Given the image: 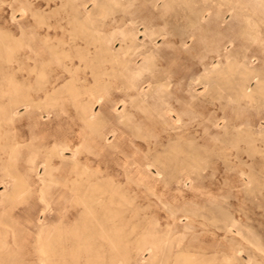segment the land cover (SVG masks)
<instances>
[{"label":"rangeland","instance_id":"obj_1","mask_svg":"<svg viewBox=\"0 0 264 264\" xmlns=\"http://www.w3.org/2000/svg\"><path fill=\"white\" fill-rule=\"evenodd\" d=\"M92 1L0 0V36L22 35L25 41H30L33 31L41 33L29 42L38 48L39 55H31L34 59L27 57L25 47H20L15 56L0 52V143L7 145L0 149V264H43L38 251L42 237L51 241L53 264H264V0H107L111 16L97 28L105 42L119 48L129 28L137 33L140 43L153 37L155 47H152L160 53L154 66L157 74L173 76L169 88L177 92L174 104L185 124L183 138L179 144L176 142L174 150L170 145L148 149L151 136L164 132L156 117L146 115L139 107L132 108L136 119L125 120L128 124L123 119L117 120L112 107L115 105L118 111L123 107L119 102L123 98L122 89L116 88L121 79L98 92L96 71L101 69H93L90 60L87 65L77 66L79 61L84 63L81 58H64L61 53L71 43L78 49L88 46L89 42L81 35L74 37L67 22L73 5L85 3L90 10ZM199 10L203 13H198ZM129 17H133L132 21ZM144 29L147 32H142ZM43 35L51 44L59 42L58 57H51L42 48L38 40ZM104 65L109 66L108 62ZM142 86L147 88L146 83ZM47 92L53 93V102L45 99ZM148 94L150 98L152 94ZM100 95L102 99L98 102ZM28 100H41L42 106L34 115L24 114L23 103ZM78 100L94 106L97 116L91 127L73 107ZM8 106L19 112L13 121L1 118ZM189 139H194L193 143ZM14 142L16 152L9 156L8 147ZM59 142L68 143L70 148L64 149L63 159L53 156L51 169L44 171L50 148ZM223 144L228 148H223ZM175 151H179L178 158L173 157ZM151 156L158 157L156 167L143 168L131 163L132 159H152ZM198 156L201 159L195 160ZM6 168L11 169L12 179L4 176ZM41 177L48 181L44 184ZM72 179L78 182L73 183ZM95 185L107 192L118 188L120 196H108L106 191L99 195ZM101 231L115 244L100 236ZM58 238L65 241L58 244ZM151 243L156 251L149 259ZM138 247L143 249L137 255Z\"/></svg>","mask_w":264,"mask_h":264},{"label":"bare ground","instance_id":"obj_2","mask_svg":"<svg viewBox=\"0 0 264 264\" xmlns=\"http://www.w3.org/2000/svg\"><path fill=\"white\" fill-rule=\"evenodd\" d=\"M113 1V0H112ZM111 1V2H112ZM117 2H118V0H116ZM125 1H127V0H125ZM146 1V0H145ZM151 1V0H150ZM169 1H171V0H169ZM177 1V0H176ZM180 1V0H179ZM168 2V1H167ZM110 3V2H109ZM124 3V2H123ZM129 3V2H128ZM170 3V2H169ZM92 9H90V10H88V8H86V6H85V3H81V4H75V5H73V7H72V11H71V14H70V18H69V20H68V24L71 26V28H72V30H71V32L73 31L74 33H75V35H74V37H76V35L78 36V35H81L83 38H85V39H87V41L89 42L88 43V46H85L83 49H78V47H77V45H75V44H73V43H71L72 44V46H70L68 49H62V50H60V49H58L57 48V45L59 44V42L57 41V44L56 45H54V44H51L50 42H49V38L47 37V36H44L43 37V39H39L38 41L40 42V44H41V46H42V48H45L46 50H47V52L49 53V55L51 56V57H54V56H56V57H58V54H59V50L61 51V53H63V56H64V58L65 57H68V56H72V57H77V58H81L83 61H84V63L82 62V61H79V63H78V65L77 66H81V65H87L86 63H87V61L88 60H90V61H88L89 62V65L93 68V69H95V68H99V69H101V70H98V71H96V73H98L99 74V78H97V79H99L98 81H97V83H96V85H95V88L98 90V92L99 91H101L102 89H106L108 86L110 87V85L112 86L113 85V83H112V81H115V80H117L118 78L119 79H121V83H120V86H116V88H118L119 89V87L122 89V92H123V98L122 99H120L119 100V102L120 103H122V109L121 110H119L118 111V107H115V105H114V107H112L113 108V113H116L117 114V116H118V121H120V119H123L124 121L125 120H127V121H130L132 118H135L136 117V112L135 111H133L132 110V108H136V107H139L140 108V111H142L143 113L145 112L146 113V115H151V116H154V117H156V119L158 120V124H161V131L162 132H164V134H159V133H155V134H153V136H151L152 138H153V140H152V143L151 142H148V149L149 150H157L158 149V147H161V146H164V145H170L169 146V148L170 149H176L177 147L175 146V144H176V142L178 143L179 142V140H180V138H183V137H181L182 136V134L181 133H183V132H185V124H183V122H182V117H181V115L180 114H182V113H180L179 111H177V109H176V107H175V104H174V102L177 100V95H176V91L173 89V88H169V86H171L170 85V83H171V76L170 75H168V73L166 74V76H164V75H162V73H161V75H158L157 73L158 72H156V70H155V65H156V63H157V60H159V54L160 53H158L157 52V50L155 49V48H153V47H155V45H154V43L152 42V38H150V39H148V41H145V40H143L142 41V43H140L139 41H138V36L136 35L137 33L134 31H132L130 28H129V30H127L125 33L124 32H122V33H124L123 34V38H122V40H121V42H120V46H119V48H115L114 49V47H112L113 46V44H111V45H108L107 44V42H105V40H104V35H100V33L102 32H100L99 31V29H97L98 27H100L101 25H104L105 23H106V21H108L109 19H108V15L112 12V10H111V8L108 6V4H107V0H106V2H101L100 0H93L92 1ZM113 5V4H112ZM156 5V4H155ZM169 6V5H168ZM88 7H90V6H88ZM123 7V6H122ZM124 7H125V5H124ZM170 8V7H169ZM173 8V7H172ZM183 8V7H182ZM187 8V7H186ZM165 9V8H164ZM164 9H163V11H164ZM176 8H174V10H175ZM192 9H193V7H192ZM195 9V8H194ZM206 9V8H205ZM111 10V12H109ZM122 10V9H121ZM180 10H182V9H180ZM184 10H186V9H184ZM196 11H197V9H195ZM203 10H204V8H203ZM209 10V9H208ZM21 11L22 12H24L25 11V8H21ZM160 12H161V10H159ZM178 11V10H177ZM183 11V10H182ZM187 11H188V8H187ZM187 11L186 12H184L185 14H187ZM200 11V10H199ZM173 12V11H172ZM181 12V11H180ZM191 12V11H190ZM201 12L202 11H200V12H198V13H200L201 14ZM208 12V11H207ZM176 13V12H175ZM179 13V12H178ZM195 13V12H194ZM193 13V14H194ZM197 13V12H196ZM195 13V14H196ZM197 13V14H198ZM203 13V12H202ZM172 14V13H171ZM171 14H169V15H171ZM177 14V13H176ZM195 14H194V16H195ZM207 14V13H206ZM126 15V14H125ZM131 15H133V14H131ZM189 15H192V13L191 14H189ZM110 16H111V14H110ZM159 16H160V13H159ZM177 16V15H176ZM182 16V15H181ZM113 17V16H112ZM120 18H122V16H119ZM118 17V18H119ZM138 16H136V18H137ZM155 17V16H154ZM153 17V18H154ZM157 17V16H156ZM168 17V16H167ZM170 17V16H169ZM178 17V16H177ZM184 17H186V16H184ZM188 17V16H187ZM198 17V16H197ZM196 17V18H197ZM204 17H205V15H204ZM115 18V17H114ZM130 18V17H129ZM166 18V17H165ZM107 19V20H106ZM131 19V18H130ZM132 19H133V17H132ZM132 19H131V21H132ZM162 19V18H161ZM168 20V19H167ZM191 20V19H190ZM194 20V19H193ZM198 20H199V18H198ZM197 20V21H198ZM114 21H115V19H114ZM125 21V20H124ZM124 21H122V22H124ZM126 21H127V19H126ZM125 21V22H126ZM165 20H163V22H164ZM196 21V20H195ZM112 22V21H111ZM117 22V21H116ZM167 22V21H166ZM175 22V21H174ZM188 22V21H187ZM40 23V22H39ZM134 23V22H133ZM135 23H136V21H135ZM134 23V24H135ZM150 23V22H149ZM170 23V22H169ZM191 23H192V21H191ZM190 23V24H191ZM193 23H196V22H193ZM111 23H109L108 25H110ZM125 24V23H124ZM137 24V23H136ZM154 24V23H153ZM165 24V23H164ZM166 24H168V23H166ZM180 24V23H179ZM181 24H182V22H181ZM113 25V24H112ZM122 25V24H121ZM144 25V24H143ZM174 25V24H173ZM199 25V24H198ZM200 25H202V23L200 24ZM214 25V24H213ZM120 26V25H119ZM137 26V25H136ZM139 26V25H138ZM148 26V25H147ZM146 26V30H147V27ZM159 26V25H158ZM161 26V25H160ZM167 26V25H166ZM175 26V25H174ZM182 26V25H181ZM184 26V25H183ZM187 26H188V24H187ZM104 27V26H103ZM106 27V26H105ZM129 27V26H128ZM152 27V26H151ZM155 27H157V26H155ZM163 27V26H162ZM165 27V26H164ZM185 27V26H184ZM214 27V26H213ZM217 27V26H216ZM121 28V27H120ZM126 28V27H125ZM136 28V27H135ZM186 28V27H185ZM184 28V29H185ZM202 28V27H201ZM124 29V28H123ZM122 28L120 29V30H123ZM127 29V28H126ZM138 29H139V27H138ZM149 29V28H148ZM152 29V28H151ZM155 29H158L159 31L160 30H162V29H159L158 27L157 28H155ZM172 29V28H171ZM174 29V28H173ZM178 30H179V28H177ZM183 29V30H184ZM203 29V28H202ZM214 29V28H213ZM105 30V29H104ZM107 30V29H106ZM117 29L115 28V31H116ZM119 30V29H118ZM154 30V29H153ZM152 30V31H153ZM178 30H177V34H179V32H178ZM186 30V29H185ZM211 30H212V28H211ZM70 31V30H69ZM113 31V30H112ZM111 31V32H112ZM150 31V30H149ZM170 31V30H169ZM180 31V30H179ZM100 32V33H99ZM109 32V31H108ZM121 32V31H120ZM140 32V31H139ZM142 32H147V31H145V29H144V31H142ZM162 32V31H161ZM174 31H172V33H173ZM176 32V31H175ZM181 32V31H180ZM189 32V31H188ZM203 32H204V30H203ZM117 33V32H116ZM119 33V32H118ZM155 33V32H154ZM163 33V32H162ZM166 33V32H165ZM172 33H170V34H172ZM183 33H186V32H182V34ZM205 33V32H204ZM102 34V33H101ZM105 34V33H104ZM151 34V33H150ZM150 34H149V36H150ZM177 34H175V35H177ZM181 34V33H180ZM179 34V36H180V38H181V35ZM200 34H201V32H200ZM220 34V33H219ZM41 35V33L38 31V30H36V31H33V33H32V35L30 36V41H34L36 38H37V36H40ZM106 35V34H105ZM119 35V34H118ZM138 35H139V33H138ZM143 35V34H142ZM167 35V34H166ZM192 35V34H191ZM145 36H147V35H145ZM168 36V35H167ZM172 36V35H171ZM178 36V35H177ZM178 36V37H179ZM254 36V35H253ZM258 36V35H257ZM115 37V36H114ZM119 37H120V39H121V36L119 35ZM154 37H155V35H154ZM161 37V36H160ZM183 37H185V36H183ZM203 37V36H202ZM255 37V36H254ZM259 37V36H258ZM148 38V37H147ZM256 38V37H255ZM108 39V38H107ZM112 39V38H111ZM110 39V40H111ZM116 40H117V38H116ZM115 40V41H116ZM185 40V39H184ZM29 40L28 41H25L24 39H23V37H22V35L21 36H19L18 38L17 37H10L9 35H3V36H0V52H2V53H7L6 54V56H8V55H11L12 56V54L14 55L15 53H16V51L20 48V47H25V48H27L28 49V54H27V57L28 58H32V56L33 55H35V57L36 56H38L39 54V52H38V48L36 49L35 48V46L34 45H32V44H30L29 42H30ZM115 41H113V42H115ZM118 41V40H117ZM155 41V40H154ZM180 41V40H179ZM182 41H183V39H182ZM172 42V41H171ZM185 42V41H184ZM111 43V42H110ZM116 43V42H115ZM172 43H175L174 41L172 42ZM67 44V43H66ZM70 44V45H71ZM166 44V43H165ZM176 44H177V41H176ZM181 43H179V45H180ZM68 45V44H67ZM154 45V46H153ZM212 45H215V44H212ZM69 46V45H68ZM153 46V47H152ZM172 46V45H171ZM170 46V47H171ZM174 46H176L175 44H174ZM218 46V45H217ZM62 47V46H61ZM181 47V46H180ZM169 48V47H168ZM22 49V48H21ZM177 50V49H176ZM180 51V50H179ZM185 51H187V50H185ZM211 51H212V49H211ZM44 52V51H43ZM32 53H33V55H32ZM41 54H42V52H41ZM3 55V54H2ZM32 55V56H31ZM180 54H178V56H179ZM15 56V55H14ZM164 56V55H163ZM180 57V56H179ZM220 57H222V56H220ZM177 58V57H176ZM7 59V58H6ZM32 59H34V57L32 58ZM36 59V58H35ZM55 59V58H54ZM138 59H140V61L141 62H138ZM184 59V58H183ZM66 60V59H65ZM176 60V59H175ZM163 61V60H162ZM108 62V64H109V66L108 67H106L104 64H106V63ZM174 62V61H173ZM161 63V62H160ZM163 63V62H162ZM161 63V64H162ZM168 63V62H167ZM169 64V63H168ZM42 65V64H41ZM40 65V66H41ZM62 65L63 66H65L66 64L64 63H62ZM163 65H165V64H163ZM162 65V66H163ZM229 65V64H228ZM172 66V65H171ZM215 66V65H214ZM161 67V66H160ZM231 67V66H230ZM33 68V67H32ZM165 68H167V67H165ZM35 69V68H34ZM34 69H32V70H34ZM163 69V68H162ZM37 70H38V68H37ZM167 70V69H166ZM170 70H171V67H170ZM169 70V71H170ZM217 70V69H216ZM233 70V69H232ZM38 71H40V70H38ZM37 71V72H38ZM234 71V70H233ZM160 72H161V69H160ZM173 72V71H172ZM219 72H220V70H219ZM260 72V71H259ZM262 72V71H261ZM39 73V72H38ZM145 73H147V75L145 74ZM164 73V72H163ZM214 73H216V71H214ZM226 73V72H225ZM40 74H41V72H40ZM39 74V75H40ZM172 74V73H171ZM35 75H37V74H35ZM208 75V74H207ZM219 74H217V76H218ZM221 75V74H220ZM226 75V74H225ZM41 76V75H40ZM44 76V75H43ZM243 76V75H242ZM173 77V76H172ZM199 77H201V75L199 76ZM202 77H204V75L202 76ZM223 77H224V75H223ZM226 77V76H225ZM262 77H264V76H262ZM193 78V77H192ZM198 78V77H197ZM207 78V77H206ZM209 78V77H208ZM207 78V79H208ZM216 78V77H215ZM214 78V79H215ZM222 78V77H221ZM39 79V78H38ZM42 79V78H41ZM96 79V78H95ZM96 79V80H97ZM104 79V80H103ZM206 79V80H207ZM220 79V78H219ZM250 79V78H249ZM191 80H194V78L193 79H191ZM201 80V79H200ZM209 80V79H208ZM213 80V79H212ZM218 80V79H217ZM224 80H225V78H224ZM228 80H229V78H228ZM172 81H173V79H172ZM201 81H203V80H201ZM200 81V82H201ZM219 81V80H218ZM223 81V80H222ZM221 81V82H222ZM240 81H241V79H240ZM259 81V80H258ZM262 81V80H261ZM260 81V82H261ZM182 82V81H181ZM199 82V83H200ZM204 82V81H203ZM212 82V81H211ZM214 82H216V80L214 81ZM242 82V81H241ZM144 83H146V85H147V88L146 89H144V86H142V84H144ZM179 83V82H178ZM189 83H190V81H189ZM192 83V82H191ZM193 83H194V81H193ZM202 83V82H201ZM208 83V82H207ZM217 83V82H216ZM228 83H229V81H228ZM177 84V83H176ZM203 84V83H202ZM237 84V83H236ZM239 85H240V83H239ZM239 85H236V86H239ZM208 86L210 87V86H212V85H210V84H208ZM219 86H220V84H219ZM242 85H240V87H241ZM71 87H72V85H71ZM108 87V88H109ZM208 87V88H209ZM246 87V86H245ZM180 88V87H179ZM207 88V89H208ZM210 88H213V87H210ZM214 88H216L215 86H214ZM243 88V87H242ZM259 88V87H258ZM73 89V88H72ZM113 89V88H112ZM216 89H218V88H216ZM245 89V88H244ZM256 89V88H255ZM111 90V89H110ZM188 90H190V88L188 89ZM212 90V89H211ZM211 90L209 91V92H211ZM232 90V89H231ZM234 90V89H233ZM252 90V89H251ZM70 91V93H72L71 92V90H69ZM73 91V90H72ZM94 91V90H93ZM105 91V90H104ZM205 91H207V90H205ZM204 91V92H205ZM219 91V90H218ZM102 92V91H101ZM118 92V91H117ZM176 92V93H175ZM188 92V91H187ZM217 92V91H216ZM235 92V91H234ZM237 92V91H236ZM250 92H253V91H250ZM93 93V92H92ZM110 93V92H109ZM111 93H112V91H111ZM110 93V94H111ZM148 93H151L152 95H151V97L149 98L148 97ZM207 93H208V91H207ZM213 93H214V91H213ZM241 93V92H240ZM52 94L53 93H49V92H47V93H45V99L46 100H48V101H54V99L53 98H55V97H53L52 96ZM108 94V93H107ZM148 94V95H147ZM215 94V93H214ZM213 94V95H214ZM218 94V93H217ZM238 94V93H237ZM70 95V94H69ZM76 94H74V92H73V96H75ZM198 95V94H197ZM200 95V94H199ZM205 95V94H204ZM249 95V94H248ZM252 95V94H251ZM261 95V94H260ZM72 96V97H73ZM96 96V95H95ZM111 96V95H110ZM118 96V95H117ZM207 96V95H206ZM211 96V95H210ZM215 96H217V95H215ZM239 96V95H238ZM89 97H91V95H89ZM89 97H87V98H89ZM94 97V96H93ZM107 97V96H106ZM113 97V96H112ZM121 97V96H120ZM191 97H193L194 98V96H191ZM197 96H195V98H196ZM242 97V96H241ZM28 98V97H27ZM208 98H209V96H208ZM212 98H213V96H212ZM240 98V97H239ZM246 98V97H245ZM34 99V98H33ZM38 99H42V98H38ZM37 99V100H38ZM86 99V98H85ZM101 99H102V95H100L99 97H97V101L99 102V101H101ZM117 99H118V97H117ZM215 99V98H214ZM237 99V98H236ZM115 100V99H114ZM179 100V99H178ZM238 100V99H237ZM36 101V100H35ZM41 100H39V102H34L33 100H28L27 102H25V103H23V107H24V114H28V115H34V113L36 112L35 110L36 109H38L40 106H42V103L40 102ZM45 101V100H44ZM96 101V102H97ZM192 101H193V103H194V99H192ZM218 101V100H217ZM236 101V100H235ZM43 102V101H42ZM191 102V101H190ZM90 103V102H89ZM88 102H86V101H80V100H78L77 102H75L74 103V105H73V107L74 108H76V110L75 111H77V113H78V115H79V118L82 120V121H84L85 123H86V125L87 126H92L93 125V120L95 119V117L97 116V113H94V111H93V109H94V106H93V108H92V105L91 104H89ZM118 103V102H117ZM119 103V104H120ZM176 103H178V102H176ZM193 103H191L192 104V106H194L193 105ZM195 103H196V101H195ZM194 103V104H195ZM221 103V102H220ZM56 103H53L52 105L54 106ZM181 104V103H180ZM179 104V105H180ZM185 104V103H184ZM215 104V103H214ZM213 104V105H214ZM8 105H11L10 103L8 104ZM58 105V104H57ZM99 105V104H98ZM178 105V104H177ZM186 105V104H185ZM218 105V104H217ZM13 106V105H12ZM105 106V105H104ZM9 107V106H8ZM180 107V106H179ZM178 107V108H179ZM4 108H6V107H4ZM3 107H2V109L3 110H5ZM43 108V107H42ZM185 108V107H184ZM1 109V110H2ZM7 109V108H6ZM41 109V108H40ZM46 109V108H45ZM44 109V110H45ZM52 110V109H51ZM51 110H49V112L51 111ZM193 110H195V109H193ZM35 111V112H34ZM110 111V110H109ZM111 111H112V109H111ZM3 112V116L1 117V118H3V119H5V120H7V121H13L14 120V118H15V116L19 113V112H17V110H16V108H8L7 110H5V112L4 111H2ZM44 112H46V111H44ZM52 112V111H51ZM186 112V111H185ZM54 113V112H53ZM63 113V112H62ZM183 113H184V110H183ZM189 113V112H188ZM104 114V113H103ZM186 115H187V113H185ZM184 114V115H185ZM1 115V114H0ZM19 115V114H18ZM47 115V114H46ZM39 116V115H38ZM100 116V115H99ZM145 116V115H144ZM184 117V116H183ZM189 118H191V117H189ZM96 119H98V118H96ZM136 119V118H135ZM141 119V118H140ZM147 119V118H146ZM188 119V118H187ZM2 120V119H1ZM104 120V119H103ZM102 120V121H103ZM208 120V119H207ZM216 120V119H215ZM117 121V122H118ZM133 121V120H132ZM190 121H192V120H190ZM97 122H98V120H97ZM104 122H106V121H104ZM103 122V123H104ZM126 122V121H125ZM188 122V121H187ZM187 122H185V123H187ZM6 123V122H5ZM61 123V122H60ZM100 123V122H99ZM98 123V124H99ZM127 124H128V122H126ZM134 123V122H133ZM97 124V123H96ZM135 124V123H134ZM133 124V125H134ZM195 124V123H194ZM193 124V125H194ZM199 124H202V122L201 123H199ZM217 124V123H216ZM101 125V124H100ZM126 125V124H125ZM130 125V124H129ZM117 126V125H116ZM127 126V125H126ZM114 127V126H113ZM133 127V126H132ZM131 127V128H132ZM137 127V126H136ZM189 127V126H188ZM99 129V128H98ZM108 129V128H107ZM130 129V128H129ZM178 129H181V130H183L182 132H177L178 131ZM187 129V128H186ZM190 129V128H189ZM207 129V128H206ZM133 130V129H132ZM131 130V131H132ZM140 130V129H139ZM233 130V129H232ZM240 130V129H239ZM250 130V129H249ZM92 131V130H91ZM116 131V129H115V127L112 129V132H115ZM135 131V133H136V130H134ZM173 131V132H172ZM205 131V130H204ZM251 131V130H250ZM111 132V133H112ZM139 132V131H138ZM249 132V131H248ZM259 132V131H258ZM142 133V132H141ZM167 133H172V135H170V136H168V135H166ZM247 133V132H246ZM255 133V132H254ZM253 133V134H254ZM102 134V133H101ZM120 134V133H119ZM144 134V133H143ZM251 134H252V132H251ZM262 134V133H261ZM112 135H114V134H112ZM132 135V134H131ZM140 135V134H139ZM262 135H264V134H262ZM261 135V136H262ZM145 136V135H144ZM143 135H142V137L141 138H143L144 137ZM148 136V135H147ZM240 135H238V137H239ZM244 136H245V134H244ZM247 136V135H246ZM250 136V135H249ZM253 136V135H252ZM104 137V136H103ZM134 137V136H133ZM136 137V136H135ZM146 137V136H145ZM191 137V136H190ZM193 137V136H192ZM237 137V136H236ZM235 137V138H236ZM242 138H245V137H243V136H241ZM241 137H239V138H241ZM259 137V136H258ZM105 138H107V136L105 137ZM116 138V137H115ZM234 138V137H233ZM250 138V137H249ZM254 138V137H253ZM252 138V139H253ZM218 139V138H217ZM238 139V138H237ZM246 139V138H245ZM251 139V138H250ZM262 139V138H261ZM146 140H147V137H146ZM190 140V139H189ZM193 140L194 139H191L190 141H189V143H193ZM196 140V139H195ZM213 140H214V137H213ZM216 140V139H215ZM224 140V139H223ZM231 140V139H230ZM233 140V139H232ZM232 140H231V142H232ZM239 141L241 140V139H238ZM247 140V139H246ZM257 140V139H256ZM260 140V139H259ZM106 141V140H105ZM173 141H175V143H172ZM216 141H218V140H216ZM221 141V140H220ZM219 141V142H220ZM235 141H236V139H235ZM235 141L233 142V144H235ZM242 141V140H241ZM250 141V140H249ZM108 142V141H107ZM132 142V141H131ZM188 142V141H187ZM187 142H185V143H187ZM198 142V141H197ZM223 142H226V141H223ZM230 142V141H229ZM258 142H260V141H258ZM133 143V142H132ZM181 143V142H180ZM183 143V142H182ZM181 143V144H182ZM195 143V142H194ZM199 143V142H198ZM220 143H222V142H220ZM227 143V142H226ZM261 143V142H260ZM171 144H173L172 145V147H171ZM179 144V143H178ZM245 144L247 145L248 144V142L246 143L245 142ZM254 144V143H253ZM262 144V143H261ZM186 145V144H185ZM188 145V144H187ZM191 145V144H190ZM199 145V147H201L200 146V144H198ZM222 145V144H221ZM224 145V144H223ZM227 145V144H226ZM228 145H230V144H228ZM249 145H251L250 144V142H249ZM7 145L6 144H2V143H0V149H2V150H4V148L6 147ZM16 146H17V142H14V143H12V144H10L9 145V147L8 148H10L9 149V156H11L12 154H14L15 152H16ZM69 146V144L68 143H64V142H59V143H54V145L52 146V148H50L51 149V151L48 153L49 154V156L47 157V159L44 161V171L46 170V169H51V165H50V161H51V158L53 157V156H55V157H58V158H61V159H63L64 158V153H63V151H64V149H66V148H70V147H68ZM179 146V145H178ZM181 146H183V145H181ZM181 146H179V147H181ZM196 146V145H195ZM194 146V147H195ZM213 146V145H212ZM225 146V145H224ZM238 146V145H237ZM255 146H256V144H255ZM258 146V145H257ZM109 147H110V145H109ZM112 147V146H111ZM176 147V148H175ZM178 147V148H179ZM185 147V146H184ZM194 147H193V149H194ZM218 147V146H217ZM227 146H225V147H223V148H226ZM232 147V146H231ZM234 147V146H233ZM247 147V146H246ZM249 148H250V146H248ZM251 147H252V145H251ZM262 147H264V146H262ZM164 148V147H163ZM168 148V147H167ZM182 148V147H181ZM202 148H204L203 146H202ZM212 148V147H211ZM219 148V147H218ZM228 148V147H227ZM234 148H236V147H234ZM254 148H256V147H254ZM260 148V147H259ZM118 149V148H117ZM187 149H188V147H187ZM190 149V148H189ZM214 149H216V148H214ZM213 149V150H214ZM222 148H220V150H221ZM233 149V148H232ZM253 149V148H252ZM261 149V148H260ZM262 149H264V148H262ZM73 150V149H72ZM71 150V151H72ZM159 150V149H158ZM165 150V149H164ZM163 150V152L165 153V151ZM197 150V149H196ZM199 150V149H198ZM203 150V149H202ZM205 150V149H204ZM256 150V149H255ZM186 151V150H185ZM184 151V152H185ZM192 151L193 150H191V153H192ZM205 151H209V149L207 150H205ZM218 151V150H217ZM254 151V150H253ZM258 151V150H257ZM3 152V151H2ZM5 152V151H4ZM75 152V151H74ZM74 152H71V153H74ZM115 152V151H114ZM158 152V151H157ZM162 152V151H161ZM169 152V154H170V151H168ZM176 153H175V155H173V157L174 158H178V152L179 151H175ZM181 152V151H180ZM203 152V151H202ZM247 152H249L248 150H247ZM146 153V152H145ZM159 154H160V152H158ZM189 153H190V151H189ZM188 153V154H189ZM206 153V152H205ZM204 153V154H205ZM250 153H253L252 152V150H251V152ZM260 153V151H258V154ZM262 153H264V152H262ZM113 154V153H112ZM124 154V153H123ZM195 153L193 152V155H194ZM198 154V153H197ZM200 154H202V153H200ZM221 154V153H220ZM254 154V153H253ZM162 155H163V153H162ZM166 155V154H165ZM187 155V154H186ZM223 155V154H222ZM225 155V154H224ZM223 155V156H224ZM249 155V154H248ZM47 156V155H46ZM160 156H161V154H160ZM170 156V155H169ZM192 156V155H191ZM195 156V155H194ZM152 157V156H151ZM198 157H200V156H198ZM46 158V157H45ZM72 158V157H71ZM156 158H158V157H155V158H153L152 157V159H147V158H145V160H136V159H132V161H131V163H134V164H136L138 167H149V166H155L156 167V164L158 163V160L156 159ZM166 158H168V156L166 157ZM185 158V157H184ZM192 158V157H191ZM191 158H190V160H191ZM203 158V157H202ZM225 158V157H224ZM223 158V159H224ZM228 158V157H227ZM161 159V158H160ZM182 159V158H181ZM193 159V158H192ZM196 159H201V157L200 158H195V160ZM205 159V158H204ZM207 159H209V158H207ZM212 159V158H211ZM236 159V158H235ZM125 160V159H124ZM171 161H173V159H170ZM170 160H168V161H170ZM227 160V159H226ZM225 160V161H226ZM241 160V159H240ZM162 161V160H161ZM194 161V160H193ZM203 161V160H202ZM212 161V160H211ZM210 161V162H211ZM213 161H215L214 163H216V160H213ZM212 161V162H213ZM222 161V160H221ZM234 161V160H233ZM254 161V160H253ZM125 162V161H124ZM187 162V161H186ZM207 163H208V161H207ZM243 163H244V161H243ZM252 163V162H251ZM159 164H160V162H159ZM163 164V163H162ZM180 164V163H179ZM186 164H188V163H186ZM185 164V165H186ZM201 164L202 163H200V166H201ZM227 164V163H226ZM237 164H238V162H237ZM190 165H192V164H190ZM199 165V164H198ZM203 165H204V163H203ZM203 165H202V167H203ZM210 165V164H209ZM208 165V166H209ZM245 165V164H244ZM249 165V164H248ZM174 166V165H173ZM205 166V165H204ZM9 167V166H8ZM168 167V169H170V167L169 166H167ZM184 167V166H183ZM193 167H194V165H193ZM196 167V166H195ZM194 167V168H195ZM201 167V168H202ZM188 168H190V167H188ZM99 169V168H98ZM154 169V168H153ZM158 169V168H157ZM163 169H165V168H163ZM162 169V170H163ZM185 169V168H184ZM196 169V168H195ZM198 169V168H197ZM199 169H200V167H199ZM167 170V169H166ZM165 170V171H166ZM193 170V169H192ZM127 171V170H126ZM164 171V172H165ZM186 171V170H185ZM84 172H86L87 173V171H84ZM102 172V171H101ZM128 172V171H127ZM146 172V171H145ZM149 172V171H148ZM160 172H162V171H160ZM177 172V171H176ZM90 173H92V174H94L93 172H90ZM157 173H158V171H157ZM171 173H173V172H171ZM45 174H46V172H45ZM76 174V173H75ZM85 174V173H84ZM89 174V173H88ZM70 175V174H69ZM101 175V174H100ZM158 175H160V174H158ZM168 175H170V174H168ZM4 176H6V177H11V179H12V177H13V174H12V172H11V169H9V168H6L5 169V174H4ZM85 176V175H84ZM87 176H89V175H87ZM175 176V175H174ZM81 177V176H80ZM127 177V176H126ZM168 177V176H167ZM172 177V176H171ZM42 178H44V177H41V179ZM46 178V177H45ZM93 178V177H92ZM166 178V177H165ZM90 178H87V180H89ZM96 179H99V176H96ZM105 178H103V180H104ZM173 179V178H172ZM189 179V178H188ZM45 180H46V182L48 181L47 179H42V181H43V183L45 182ZM66 180V179H65ZM87 180H85V181H87ZM101 180V179H100ZM108 181H109V179H107ZM41 181V182H42ZM51 181V180H50ZM75 181H77L76 179H72V181L71 182H73V183H75ZM97 181L98 180H96L95 182H96V185H98L97 184ZM168 181H169V178H168ZM45 182V183H46ZM70 182V183H71ZM78 182V181H77ZM259 182V181H258ZM44 183V184H45ZM92 183V182H91ZM102 183V182H101ZM104 183V182H103ZM111 183V182H110ZM115 183V182H114ZM78 184V183H77ZM80 184L82 185V183L80 182ZM94 184V183H93ZM119 184V183H118ZM71 185V184H70ZM90 185V184H89ZM95 185V186H96ZM112 185H113V182H112ZM93 186V185H92ZM95 186H94V188L93 189H95ZM98 186H100V185H98ZM98 186H96L97 188H99ZM115 186V185H114ZM22 187V186H21ZM103 187H105V186H102V188ZM112 187V186H111ZM110 187V188H111ZM116 187V186H115ZM92 188V187H91ZM96 188V190L98 191L99 190V195L100 194H102L103 192H105L106 190H102V189H97ZM106 188V187H105ZM256 188V187H255ZM92 189V190H93ZM107 189V188H106ZM96 190L95 191H92V193L93 192H96ZM118 188L116 189H111V190H108L109 192H107V193H109V195L108 196H120V193L118 192ZM120 190H121V188H120ZM105 192V193H106ZM97 193V194H98ZM75 194H76V192H75ZM95 194V193H94ZM104 194V193H103ZM103 194H102V196H103ZM124 194V193H123ZM122 194V195H123ZM126 194V193H125ZM105 196V195H104ZM89 197V196H88ZM98 197V196H97ZM97 197H94V198H96L97 199ZM123 197V196H122ZM90 198H92V197H90ZM85 200H87V199H85ZM91 200V199H90ZM84 200H82V202H83ZM99 202H100V200H98ZM104 201V200H103ZM85 202V201H84ZM94 202H96L95 200H94ZM105 202V201H104ZM80 204H82L81 202H80ZM96 204V203H95ZM94 204V205H95ZM99 204V203H98ZM83 205V204H82ZM84 205H88V204H84ZM106 205V204H105ZM98 206V205H97ZM85 208V207H84ZM90 208V207H89ZM87 210H88V208H86ZM90 210V209H89ZM92 210V209H91ZM93 211V210H92ZM91 212V211H90ZM94 213V212H93ZM93 216V215H92ZM42 217V216H41ZM231 219V218H230ZM227 221V220H226ZM100 222V221H99ZM231 222V221H230ZM96 223V222H95ZM228 225V224H227ZM96 226V225H95ZM226 227V226H225ZM224 230V229H223ZM99 231V230H98ZM252 231V230H251ZM101 233L103 234V235H100V236H103L105 239H107L111 244L112 243H114L115 242V240H113L112 238H107V235H106V233L104 232V231H101ZM108 234V233H107ZM98 237V236H97ZM142 237V236H141ZM242 238H245V237H242ZM98 239V238H97ZM138 239H140V238H138ZM5 240V239H4ZM74 240V239H73ZM3 241V240H2ZM63 241H65L63 238L62 239H60V238H58V240H57V242H58V244H62L63 243ZM102 241H104V240H102ZM138 241V240H137ZM141 241V240H140ZM140 241H138V242H140ZM120 242H121V240H120ZM148 242V241H147ZM248 242V241H247ZM5 243V242H4ZM137 243V242H136ZM1 244V243H0ZM115 244V243H114ZM118 244V243H117ZM157 244V242L155 243V245ZM139 245V244H138ZM150 245H151V247H150ZM149 245V247L150 248H148V249H150V257H149V259L151 258L152 259V257H154L155 256V245H154V243H151ZM260 245V244H259ZM3 246V245H2ZM6 246V245H5ZM118 246H119V244H118ZM140 246H142V245H140ZM148 246V245H147ZM122 247V246H121ZM135 247H137V246H134V249H135ZM237 247V246H236ZM120 248V247H119ZM168 248V247H167ZM112 249H113V247H112ZM143 248H140V247H138V253H137V255L139 254V251H141ZM147 249V250H148ZM113 250H115V249H113ZM119 250V249H118ZM144 250H145V248H144ZM38 251H39V253H40V260L43 262V264H53L52 262H51V260H52V254H53V246L51 245V241H49V239L48 238H41L40 239V242H39V246H38ZM113 252V251H112ZM142 252V251H141ZM117 253V252H116ZM74 254H72V256H73ZM136 255V256H137ZM183 255V254H182ZM95 256V255H94ZM112 256V255H111ZM113 256H115V255H113ZM185 256V255H184ZM192 256V255H191ZM190 256V257H191ZM196 256V255H195ZM194 256V257H195ZM116 257V256H115ZM189 257V258H190ZM113 258V257H112ZM136 258V257H135ZM62 259H64V258H62ZM96 259V258H95ZM187 259V258H186ZM185 259V260H186ZM238 259V258H237ZM253 259V258H252ZM99 260V259H98ZM135 260V259H134ZM139 260V259H138ZM142 260H144V259H141V261ZM188 260V259H187ZM186 260V261H187ZM189 261V260H188ZM193 261V260H192ZM196 262H194V264H195ZM200 263V262H199ZM253 263V262H252ZM186 264V263H185ZM189 264H191V262L189 263ZM208 264V263H207ZM254 264H256V263H254Z\"/></svg>","mask_w":264,"mask_h":264}]
</instances>
